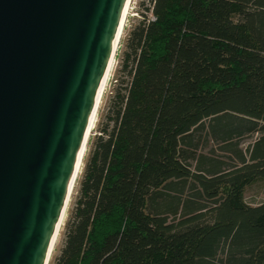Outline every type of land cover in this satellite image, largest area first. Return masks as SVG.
I'll return each mask as SVG.
<instances>
[{
	"label": "trees",
	"instance_id": "1",
	"mask_svg": "<svg viewBox=\"0 0 264 264\" xmlns=\"http://www.w3.org/2000/svg\"><path fill=\"white\" fill-rule=\"evenodd\" d=\"M50 264H264V0H147Z\"/></svg>",
	"mask_w": 264,
	"mask_h": 264
},
{
	"label": "water",
	"instance_id": "2",
	"mask_svg": "<svg viewBox=\"0 0 264 264\" xmlns=\"http://www.w3.org/2000/svg\"><path fill=\"white\" fill-rule=\"evenodd\" d=\"M126 0H0V264H47Z\"/></svg>",
	"mask_w": 264,
	"mask_h": 264
},
{
	"label": "rangeland",
	"instance_id": "3",
	"mask_svg": "<svg viewBox=\"0 0 264 264\" xmlns=\"http://www.w3.org/2000/svg\"><path fill=\"white\" fill-rule=\"evenodd\" d=\"M148 8H149V4L147 3V0H132L131 1V5H130L129 13L125 21L124 29L119 39V44H118V47H117V50L114 56V60H113L111 69L109 71L108 77H107L105 91L103 93L99 108L95 116L96 118H95L93 129H92L93 131H91L92 133L89 135L87 139L81 169L75 181L70 198L68 200L66 211L63 216L52 253L49 257L48 264L51 263L52 259L57 255V252L60 249L61 242H62V235H63V227L68 218L69 212L72 208V204L76 196L78 183L82 176L84 161L88 155L89 148H90L93 138L97 136L98 131L102 129L105 124V113H106L108 103L111 97L113 96V92L115 88L117 87L119 81L122 80L123 75L120 69V63H121V56L124 51V43L126 41L127 35L129 31L134 26H136V24L141 20L140 15H143L146 20H150L149 13L145 12V9H148ZM243 201L247 206H250V207H254L264 202V181L256 180L249 186L245 187L243 190Z\"/></svg>",
	"mask_w": 264,
	"mask_h": 264
},
{
	"label": "bare ground",
	"instance_id": "4",
	"mask_svg": "<svg viewBox=\"0 0 264 264\" xmlns=\"http://www.w3.org/2000/svg\"><path fill=\"white\" fill-rule=\"evenodd\" d=\"M131 1L132 0H126V3H125L124 8L122 10V14H121V17H120V20H119V23H118V29L116 31V36H115V40H114V48H113L112 56L110 57V59H109V61L107 63L106 69H105V71L103 73V76H102V78L100 80V83H99V86H98V89H97V92H96V97H95V100H94V106H93L92 112L90 114V117L88 119V122H87V125H86V129H85V132H84V136H83V140H82V143H81V146H80V149H79L76 161H75V165H74V169H73V173H72V177H71V181H70V185H69V189H68V197L66 198V202H65L64 208H63V210H62V212H61V214L59 216V219L57 221V224L55 226L54 234L52 236V240H51L50 247H49V250H48V256L49 257H50V255L52 253L54 244L56 242L57 234L59 232V228H60L63 216H64L65 211H66L68 200L70 198V195L72 193V189L74 187L75 181H76L77 176H78V174L80 172V169H81V165H82V161H83V157H84V153H85V147H86L87 139H88L89 135L92 133L91 131H93L92 129H93L94 121H95V118H96L95 116H96L97 110L99 108L103 93L105 91V85H106L107 77H108L109 71L111 69L113 60H114V56H115V53H116V50H117V47H118V44H119V39H120V37L122 35V32H123V29H124L125 21H126L128 13H129ZM48 261H49V259H48ZM47 264H48V262H47Z\"/></svg>",
	"mask_w": 264,
	"mask_h": 264
}]
</instances>
